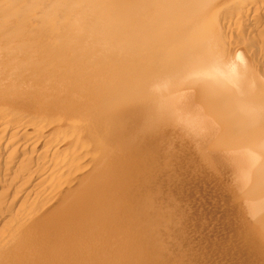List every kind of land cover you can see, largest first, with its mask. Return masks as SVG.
Segmentation results:
<instances>
[{
    "label": "bare ground",
    "instance_id": "1",
    "mask_svg": "<svg viewBox=\"0 0 264 264\" xmlns=\"http://www.w3.org/2000/svg\"><path fill=\"white\" fill-rule=\"evenodd\" d=\"M257 28L264 0H0V111L27 118L0 127L32 138L0 183L60 167L0 264H264Z\"/></svg>",
    "mask_w": 264,
    "mask_h": 264
},
{
    "label": "rangeland",
    "instance_id": "2",
    "mask_svg": "<svg viewBox=\"0 0 264 264\" xmlns=\"http://www.w3.org/2000/svg\"><path fill=\"white\" fill-rule=\"evenodd\" d=\"M239 26V24H236V26ZM235 26V25H234ZM235 26V27H236ZM236 27V29H235V27H234V29L235 30H237V33L235 32V31H233L232 30V32L231 33H235V35H237V36H241L242 38H246L247 37V35H246V33H244L243 32V30L241 29H238L239 27ZM259 28H257V30H258ZM264 30V29H263ZM259 33L261 34H264L263 32H260V29H259ZM230 34V32L228 33V36L229 37H234L235 35L234 34H232L231 36L229 35ZM241 34V35H240ZM237 36H235V38L237 37ZM239 37H237V38H239ZM232 39V38H231ZM234 39V38H233ZM232 39V40H233ZM256 45H259L258 44V42H256ZM5 120L6 121H8L9 120V122L11 121V123H19V124H21L22 122H25L26 120H27V118H25L24 116H19V115H14V114H12V113H10V112H5V111H0V126L1 125H3V121L5 122ZM2 127V126H1ZM1 127H0V138L2 139H0L1 141H0V146H2V145H4V143L6 142V140L8 139V138H10L11 136H14V135H16V132H13V131H11V130H7V131H5V129H1ZM21 134H19L18 133V135H16V136H14V137H16L17 139H18V142H17V144H19V146L21 147V145H23V144H25V143H27L28 141H30L32 138H31V136L29 137L28 136V139L27 138H25V137H27L26 135H25V137H24V140H23V138H22V136H24V135H22V136H20ZM18 136H19V138H18ZM32 137H33V134H32ZM30 138V139H29ZM26 139H27V142H26ZM24 141V142H23ZM16 143H15V145H13V147L14 148H12V146H11V148H10V150L12 149V150H14L15 152H17V151H19L18 150V145H17ZM17 146V147H16ZM15 147H16V149H15ZM19 147V148H20ZM7 148V147H6ZM40 149H38V152H40V151H42V152H44V151H46L47 150V148H48V146H46V145H44L43 147L42 146H40L39 147ZM49 149V148H48ZM7 150V149H6ZM9 150V151H10ZM44 150V151H43ZM13 151V152H14ZM46 152H50L51 153V155H50V153H46L47 155H49L50 157H52V156H54V154L55 153H57L58 151H53V150H49V151H46ZM45 153V152H44ZM52 153H54L53 155H52ZM61 154V156L59 155L58 157L63 161V155L62 154H64V155H66V153H62V152H60ZM57 154H55L56 156L55 157H57ZM45 155V154H44ZM63 156V157H62ZM9 157V158H8ZM11 157V158H10ZM58 157H57V160H59L58 159ZM9 159H10V161H9ZM56 159V158H55ZM7 160V161H6ZM24 162H23V161ZM27 161V159H25L21 154H19V152H17V154H9L8 155V153L6 154V152H5V154H3V155H1V157H0V168H2V166H4L3 164H6V162H8L7 163V165L9 164V166H14V165H25V163H26V161ZM64 160H67V159H64ZM6 161V162H5ZM21 161V162H20ZM12 163V165L10 164V163ZM64 162V161H63ZM55 163V162H54ZM52 165H56V163L55 164H50L48 167H49V169H50V172L52 171V169H53V172L56 170V169H58V168H55L54 169V167L52 166ZM11 167H8V168H11ZM50 167H52V168H50ZM56 167V166H55ZM49 169L47 168L46 169V171L48 170V172H47V174H49V181L47 182H44V184L42 183V185L41 184H39V183H41L40 181L38 182L37 180H36V178H38L37 176H34V174H33V176H32V173L29 171V174L31 175V177H30V175H28V173H26V174H19L18 173V171H15V172H13L14 174V177H15V173L17 174V178L15 177V178H13V180H12V177H13V175H12V173L11 174H9V177L4 181L3 180V183H0V201L2 200L3 201V205L0 203V235H2V236H0V238H4L5 239V235H9V233L7 232V231H12V230H14L15 228H16V223L14 224V221H11V220H14V214H15V217L16 218H18L17 216H19L18 214L20 213V216H21V214L22 215H24V216H22V217H26L27 215V208H29V206L31 207L32 206V204L30 205L29 203L30 202H35L34 201V199L35 200H40V198H41V196H42V198L43 197H45V196H47V194H48V189H45V186L47 185H49V186H51V183L53 182V181H55L56 182V179L55 178H57V174H59V171H60V167H59V171L57 170V171H55L53 174L52 173H50L49 172ZM10 170V169H9ZM12 171V170H11ZM3 172V170L2 169H0V179L3 177L4 178V176H2V173ZM61 173V172H60ZM7 175V174H6ZM20 175V177H18ZM8 176V175H7ZM60 176H61V174H60ZM11 177V178H10ZM30 177V178H29ZM23 178V179H22ZM32 179V180H30V182H29V179ZM58 178H59V176H58ZM8 179H10V181L8 182ZM15 179V180H14ZM27 179V180H26ZM53 180V181H52ZM58 181H59V179H57ZM24 181V182H23ZM26 181H28L27 183H26ZM45 185V186H44ZM53 185V184H52ZM44 187V188H43ZM43 188V189H42ZM43 190L45 191H47L46 193L44 192V194H43ZM51 191V190H50ZM37 197H39L38 199H37ZM37 203V201L34 203V204H36ZM29 204V205H28ZM33 204V205H34ZM2 205V206H1ZM26 206V207H25ZM28 206V207H27ZM22 208H24V209H26V210H24V209H22ZM20 211V212H19ZM21 211H22V213H21ZM24 211V212H23ZM29 211V210H28ZM25 212H27L26 214H24ZM17 213V214H16ZM15 218V219H16ZM19 219V218H18ZM18 219H16L15 221H17ZM20 219H21V217H20ZM19 219V220H20ZM18 220V221H19ZM14 224V226L13 225H11V224ZM11 227L12 228H14V229H11ZM11 229V230H10ZM3 233V234H2ZM5 234V235H4ZM4 235V236H3ZM3 239V240H4ZM0 242H2V240H0Z\"/></svg>",
    "mask_w": 264,
    "mask_h": 264
}]
</instances>
